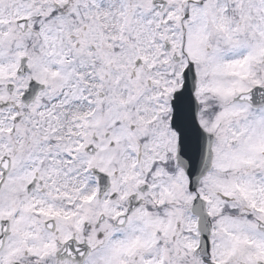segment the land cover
Wrapping results in <instances>:
<instances>
[{"label":"snow or ice","instance_id":"snow-or-ice-1","mask_svg":"<svg viewBox=\"0 0 264 264\" xmlns=\"http://www.w3.org/2000/svg\"><path fill=\"white\" fill-rule=\"evenodd\" d=\"M0 264H264V0H0Z\"/></svg>","mask_w":264,"mask_h":264}]
</instances>
